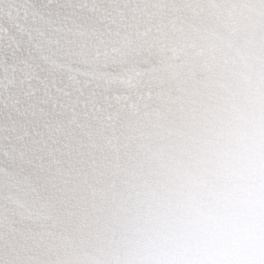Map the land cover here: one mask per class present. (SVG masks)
<instances>
[{
  "label": "snow or ice",
  "instance_id": "6c2138e0",
  "mask_svg": "<svg viewBox=\"0 0 264 264\" xmlns=\"http://www.w3.org/2000/svg\"><path fill=\"white\" fill-rule=\"evenodd\" d=\"M0 264H264V0H0Z\"/></svg>",
  "mask_w": 264,
  "mask_h": 264
}]
</instances>
